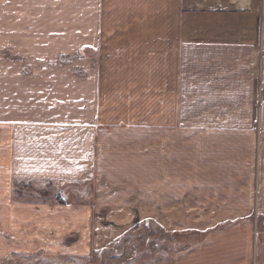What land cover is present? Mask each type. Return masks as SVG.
<instances>
[{"label":"crops","instance_id":"1","mask_svg":"<svg viewBox=\"0 0 264 264\" xmlns=\"http://www.w3.org/2000/svg\"><path fill=\"white\" fill-rule=\"evenodd\" d=\"M259 74L264 0H0V263L264 264Z\"/></svg>","mask_w":264,"mask_h":264},{"label":"rangeland","instance_id":"2","mask_svg":"<svg viewBox=\"0 0 264 264\" xmlns=\"http://www.w3.org/2000/svg\"><path fill=\"white\" fill-rule=\"evenodd\" d=\"M258 101H262L264 97L263 86L261 84V75L259 74V86H258ZM260 103V102H259ZM18 191L16 192L19 196V200H32L39 201L40 199L49 197H54L52 200L56 201L57 197H66V194L73 193L77 200H81V198H88L90 195V187L86 184L82 185H71V186H58L51 185L47 183H36L35 181L24 180L23 182L18 183ZM58 200V199H57ZM140 232L147 233L146 236L143 237V240L139 244L133 254L137 255L136 261L133 260V256L128 258L129 255L123 259H127L125 264H160L163 261V253L164 249L170 247L171 238L169 236L163 235L164 232H160L155 226L149 225L145 227L142 225ZM181 233L176 232L174 237H177ZM107 257L104 258L102 264H107ZM162 257V258H161ZM135 259V258H134ZM31 261V260H30ZM37 260H32L30 263L28 260L20 258L15 259L13 264H35ZM42 264V262H40ZM53 263V262H51ZM165 263V261H164ZM0 264H10L6 262H2ZM45 264H50L46 263ZM84 264V262H83ZM99 264V263H98ZM101 264V263H100Z\"/></svg>","mask_w":264,"mask_h":264}]
</instances>
